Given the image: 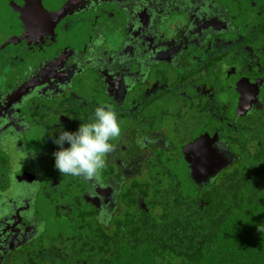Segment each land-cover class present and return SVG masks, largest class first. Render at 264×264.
<instances>
[{
    "label": "flooded vegetation",
    "instance_id": "obj_1",
    "mask_svg": "<svg viewBox=\"0 0 264 264\" xmlns=\"http://www.w3.org/2000/svg\"><path fill=\"white\" fill-rule=\"evenodd\" d=\"M0 15V264H54L48 248L68 237L43 244L35 189L70 230L71 209L146 210L264 141V0H0ZM98 106L121 135L98 180L64 176L65 197L53 140ZM192 159L220 167L189 176Z\"/></svg>",
    "mask_w": 264,
    "mask_h": 264
},
{
    "label": "trees",
    "instance_id": "obj_2",
    "mask_svg": "<svg viewBox=\"0 0 264 264\" xmlns=\"http://www.w3.org/2000/svg\"><path fill=\"white\" fill-rule=\"evenodd\" d=\"M5 22L0 15V29ZM145 202L146 210L132 199L109 220H96L92 210L71 209L75 221L68 237L48 248L47 259L54 264H264V141L201 187L187 181L181 189L154 191Z\"/></svg>",
    "mask_w": 264,
    "mask_h": 264
},
{
    "label": "clouds",
    "instance_id": "obj_3",
    "mask_svg": "<svg viewBox=\"0 0 264 264\" xmlns=\"http://www.w3.org/2000/svg\"><path fill=\"white\" fill-rule=\"evenodd\" d=\"M94 120L79 124L76 131H61L53 142L59 146L54 152L55 167L61 175L98 180L106 166L107 156L114 150L111 140L121 135L118 114L106 106H98ZM65 143L70 147L65 148Z\"/></svg>",
    "mask_w": 264,
    "mask_h": 264
},
{
    "label": "rangeland",
    "instance_id": "obj_4",
    "mask_svg": "<svg viewBox=\"0 0 264 264\" xmlns=\"http://www.w3.org/2000/svg\"><path fill=\"white\" fill-rule=\"evenodd\" d=\"M2 34H0L1 37ZM79 41H77V45ZM3 79V77H2ZM65 175H61L60 179V184L59 186L62 188L61 190H63L62 194L63 196L66 197V195L69 196V192L74 193V191H72V189H74V187H72V183H70L69 181L65 180ZM65 180V181H64ZM64 182L68 183V189H64ZM71 186V188L69 189V187ZM35 195H34V201H35V206H36V210H37V218L41 221V239L43 241V244H47V242L49 241V239H51V237H56V235H58L59 233L62 234H67L68 233V227L66 226V220L63 216V212H60L59 214H56L55 212H53L50 208H48V197H45L44 194H42V190L41 189H35ZM50 196V195H49ZM64 197V198H65ZM51 198H49L50 200ZM34 246V245H32ZM27 248H31V246H28ZM18 255H16L15 257L17 258ZM15 260V259H14Z\"/></svg>",
    "mask_w": 264,
    "mask_h": 264
},
{
    "label": "water",
    "instance_id": "obj_5",
    "mask_svg": "<svg viewBox=\"0 0 264 264\" xmlns=\"http://www.w3.org/2000/svg\"><path fill=\"white\" fill-rule=\"evenodd\" d=\"M194 156V155H193ZM189 176H199L201 179H206L212 174L217 173V169L220 167V163L209 160H195L192 159L189 162Z\"/></svg>",
    "mask_w": 264,
    "mask_h": 264
}]
</instances>
